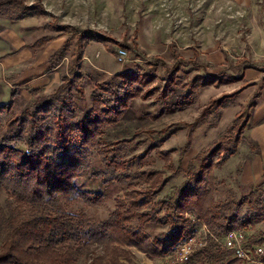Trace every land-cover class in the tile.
Returning <instances> with one entry per match:
<instances>
[{
	"label": "trees",
	"instance_id": "1",
	"mask_svg": "<svg viewBox=\"0 0 264 264\" xmlns=\"http://www.w3.org/2000/svg\"><path fill=\"white\" fill-rule=\"evenodd\" d=\"M15 4L0 2V16L12 8L18 9V18L41 13L37 6ZM90 34L70 36L50 57L52 71L71 44L76 48L74 62L54 91L18 114L13 100L0 106V190L6 194L0 201V264H123L129 248L151 259L171 257L195 232L187 216L210 233L207 246L189 264H247L223 241L230 232L252 231L264 222V188L252 186L239 198L224 191L223 200H214V170L236 153L241 130L235 137L233 130L243 110L227 131L217 132L225 136L211 149L198 151L187 170L160 166L176 150H162L165 142L186 131L177 150L181 162L196 130L215 126L211 116L236 95L216 98L193 124L175 125L160 132L161 138L151 133L105 143L104 131L116 127L135 101L148 102L150 108L140 113L156 121L192 107L200 91L218 87V78L181 70L186 75L181 79L177 66L170 68L160 58L111 76L83 73L80 62ZM176 89L181 92L172 103ZM181 174L184 181L173 185ZM108 201L111 209L100 213ZM262 235L247 245L264 244ZM94 248L100 253H92Z\"/></svg>",
	"mask_w": 264,
	"mask_h": 264
},
{
	"label": "rangeland",
	"instance_id": "2",
	"mask_svg": "<svg viewBox=\"0 0 264 264\" xmlns=\"http://www.w3.org/2000/svg\"><path fill=\"white\" fill-rule=\"evenodd\" d=\"M3 1H15V6L21 8L37 6L41 13L37 10L40 14L18 18V9L12 8L8 16H0V106L13 100V112L18 114L31 101L54 91L74 62L76 48L71 44L66 57L52 71L50 57L70 36L91 32L80 62L83 73L92 70L111 76L142 65L145 59L160 58L170 68L177 66L181 79H186L181 70L218 78V87L200 91L192 107L170 112L156 121L140 113L150 108L148 102L135 101L116 127L104 131L105 143L136 135L144 138L151 133L161 138L160 132L175 125L193 124L216 98L236 95L220 114L216 111L211 116L215 126L204 125L196 130L194 144L181 162L177 160V150L185 143L186 131L175 133L165 142L162 150H176L172 159L160 166L187 170L198 151L211 149L225 136H217V132L227 131L243 110L245 115L240 116L236 121L238 129L233 130L234 137L241 130L236 153L214 170V200H223L224 191L239 198L252 186L264 188V0H0ZM118 48L127 50L123 64L116 61ZM180 92L176 89L169 101L173 103ZM184 179L181 174L172 183L179 185ZM5 198L0 190V201ZM110 209L108 201L99 212L106 214ZM186 218H191L190 229L195 232L204 225L194 217ZM242 232L248 243L263 234L264 222L252 231ZM209 238L207 235L208 241ZM257 247L264 250V244H253L251 249ZM127 250L130 258L127 262L121 260L123 264H169L175 255L151 259L133 248ZM92 253H100V249L94 248Z\"/></svg>",
	"mask_w": 264,
	"mask_h": 264
},
{
	"label": "built area",
	"instance_id": "3",
	"mask_svg": "<svg viewBox=\"0 0 264 264\" xmlns=\"http://www.w3.org/2000/svg\"><path fill=\"white\" fill-rule=\"evenodd\" d=\"M127 58V50L118 48L116 51V61L123 64ZM207 235L210 236L205 225L199 228V231L189 235L170 259L169 264H189L194 254L207 246ZM223 247L232 250L237 259L247 264H264L261 258L264 250L261 247L251 249L246 242L242 231L230 232L223 241Z\"/></svg>",
	"mask_w": 264,
	"mask_h": 264
}]
</instances>
